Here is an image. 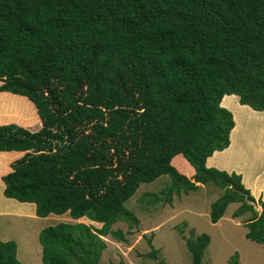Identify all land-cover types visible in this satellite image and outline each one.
Wrapping results in <instances>:
<instances>
[{"label": "trees", "instance_id": "trees-1", "mask_svg": "<svg viewBox=\"0 0 264 264\" xmlns=\"http://www.w3.org/2000/svg\"><path fill=\"white\" fill-rule=\"evenodd\" d=\"M0 81V151L24 152L4 195L102 223L43 228V264H100L104 236L126 239L114 224H139L126 201L162 175L171 183L145 200L213 182L212 222L240 202L234 216L250 211L246 237L264 244V201L206 164L230 144L226 94L264 111V0H0ZM185 240L203 264L210 236ZM0 264H23L16 241L0 239Z\"/></svg>", "mask_w": 264, "mask_h": 264}, {"label": "rangeland", "instance_id": "rangeland-1", "mask_svg": "<svg viewBox=\"0 0 264 264\" xmlns=\"http://www.w3.org/2000/svg\"><path fill=\"white\" fill-rule=\"evenodd\" d=\"M9 112L18 114L16 110ZM41 126L42 123L36 122L28 128L38 130ZM23 154L24 152L20 157ZM171 180L169 175H162L152 182L142 183L136 193L126 201V207L136 214L139 224L132 228L125 221L114 224L113 229H121L126 239L117 240L111 235L104 236L107 245L100 264H159L161 259L167 264H192L185 238H193L203 233L211 238L203 256V264H230V258L236 252L241 264H264V244L246 237L248 228L245 220L251 216V212L234 216L240 202L231 203L224 216L217 223L212 222L211 205L224 192L213 182H208L195 191L174 194L171 203L145 200L149 197L148 193L151 195L161 192ZM5 205L7 203L0 198V213ZM255 206L261 210L257 203ZM71 219L73 218L67 212L51 213L46 217L0 216V239L7 238L6 240L17 242L18 258L23 264H43V248L39 239L41 230L59 222L73 223ZM83 221L94 224L86 219ZM95 225L101 227L102 223ZM149 239L159 250L156 259L146 256L152 250Z\"/></svg>", "mask_w": 264, "mask_h": 264}, {"label": "crops", "instance_id": "crops-1", "mask_svg": "<svg viewBox=\"0 0 264 264\" xmlns=\"http://www.w3.org/2000/svg\"><path fill=\"white\" fill-rule=\"evenodd\" d=\"M221 103L233 113L235 126L230 133L229 146L223 150L215 151L207 158L206 164L208 167L240 174L244 185L250 189L257 203L260 199L264 201V111L242 104L240 97L236 94H226ZM0 152L3 154L2 160L5 167L4 172L0 175V198L7 203L1 208L0 216L37 217L35 203L21 202L4 195L5 183L2 176L12 170L11 163L19 158L22 152ZM258 205L261 209L259 203ZM26 213L28 214L25 216ZM83 219L94 223L93 225L101 224L86 216L71 220L73 223H85L86 221Z\"/></svg>", "mask_w": 264, "mask_h": 264}, {"label": "clouds", "instance_id": "clouds-1", "mask_svg": "<svg viewBox=\"0 0 264 264\" xmlns=\"http://www.w3.org/2000/svg\"><path fill=\"white\" fill-rule=\"evenodd\" d=\"M237 95V94H236ZM250 106V105H249ZM257 203V202H256ZM257 205H258V203H257ZM256 207V206H255ZM256 209H257V207H256ZM261 209H262V207H261ZM258 210V209H257ZM259 211V210H258ZM261 211V210H260ZM68 213V212H67ZM37 215V214H36ZM85 217V216H84ZM87 217V216H86ZM74 219V218H73ZM91 220V219H90Z\"/></svg>", "mask_w": 264, "mask_h": 264}, {"label": "water", "instance_id": "water-1", "mask_svg": "<svg viewBox=\"0 0 264 264\" xmlns=\"http://www.w3.org/2000/svg\"><path fill=\"white\" fill-rule=\"evenodd\" d=\"M260 209V208H259Z\"/></svg>", "mask_w": 264, "mask_h": 264}]
</instances>
